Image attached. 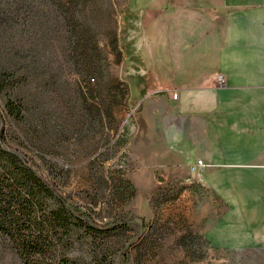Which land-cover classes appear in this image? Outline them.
<instances>
[{
    "label": "rangeland",
    "instance_id": "obj_1",
    "mask_svg": "<svg viewBox=\"0 0 264 264\" xmlns=\"http://www.w3.org/2000/svg\"><path fill=\"white\" fill-rule=\"evenodd\" d=\"M124 1L0 0V115L7 144L99 223L120 224L99 238L75 229L63 236L60 254L78 264H91L96 254L112 264H208L205 239L189 226L188 206L171 200L181 185L157 202L155 193H138L127 175L126 129L134 108ZM9 101L22 103L20 119L5 110ZM0 264L23 263L4 244Z\"/></svg>",
    "mask_w": 264,
    "mask_h": 264
},
{
    "label": "crops",
    "instance_id": "obj_2",
    "mask_svg": "<svg viewBox=\"0 0 264 264\" xmlns=\"http://www.w3.org/2000/svg\"><path fill=\"white\" fill-rule=\"evenodd\" d=\"M123 9L128 178L146 197L184 186L174 201L188 206L206 263L264 264V0H125ZM201 158L215 166L197 182L190 164Z\"/></svg>",
    "mask_w": 264,
    "mask_h": 264
},
{
    "label": "trees",
    "instance_id": "obj_3",
    "mask_svg": "<svg viewBox=\"0 0 264 264\" xmlns=\"http://www.w3.org/2000/svg\"><path fill=\"white\" fill-rule=\"evenodd\" d=\"M22 107L21 102L9 101L5 110L20 119ZM7 142L0 115V246L9 244L20 255L23 264H78L77 259L58 252L63 236L81 228L88 236L99 238L120 224H101L90 212L71 203L59 194L54 179H48L35 163ZM183 187H179V193ZM166 191L161 187L153 197L159 202V196ZM191 234L187 235L192 237ZM187 240L185 236V249L190 246ZM91 264L112 262L105 254H96Z\"/></svg>",
    "mask_w": 264,
    "mask_h": 264
},
{
    "label": "built area",
    "instance_id": "obj_4",
    "mask_svg": "<svg viewBox=\"0 0 264 264\" xmlns=\"http://www.w3.org/2000/svg\"><path fill=\"white\" fill-rule=\"evenodd\" d=\"M215 84L218 87L225 86L226 77L222 73L215 74ZM172 96H173V98H177L178 93L176 91H173ZM213 166H215L214 163L206 162L202 158L194 161L193 164L191 165V173L193 174L194 181L197 178L198 180H196V181L200 182L202 180L201 176H202L203 169L205 167H213Z\"/></svg>",
    "mask_w": 264,
    "mask_h": 264
}]
</instances>
